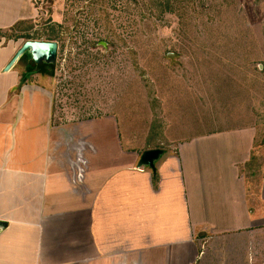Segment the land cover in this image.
<instances>
[{"label":"crops","instance_id":"obj_1","mask_svg":"<svg viewBox=\"0 0 264 264\" xmlns=\"http://www.w3.org/2000/svg\"><path fill=\"white\" fill-rule=\"evenodd\" d=\"M23 1L0 0V29L24 17ZM3 39L0 264H116L126 253L146 264H264V177L249 184L254 126L198 134L185 142L189 157L163 149L156 172L140 169L141 155L116 144L113 117L61 126L50 89L5 70L19 48ZM222 162L228 176L211 191L207 175Z\"/></svg>","mask_w":264,"mask_h":264},{"label":"rangeland","instance_id":"obj_2","mask_svg":"<svg viewBox=\"0 0 264 264\" xmlns=\"http://www.w3.org/2000/svg\"><path fill=\"white\" fill-rule=\"evenodd\" d=\"M109 1L116 38L89 0H24L26 5L15 9L24 15L17 21H34L21 34L49 31L58 42L53 76L33 77L53 94L56 121L62 126L113 117L116 144L119 140L123 150L140 155L161 137L151 132L158 127L164 133L162 149L186 157L185 142L193 136L254 126L249 165L258 174L249 184L260 182L259 188L264 177V0ZM24 42L12 39L5 45L16 51ZM169 53H175L173 59ZM12 78L21 84V75ZM226 165L207 175L211 191L222 190ZM130 256L126 253L128 259L116 264H146Z\"/></svg>","mask_w":264,"mask_h":264},{"label":"trees","instance_id":"obj_3","mask_svg":"<svg viewBox=\"0 0 264 264\" xmlns=\"http://www.w3.org/2000/svg\"><path fill=\"white\" fill-rule=\"evenodd\" d=\"M94 9L98 10V12L100 13V17L102 19V23L103 26H105V28L109 31L112 32L113 36L116 38L118 36V33L114 27V23L112 21L111 18V13L109 11V7H110V1L109 0H89ZM34 25V21L33 20H20L17 21L12 27L11 29H5V30H0V41L2 40V38H5V41L8 42L12 39H20L23 38L25 39V41L28 40H45V41H55V38L52 36V34L48 31L45 32L44 35L47 36V38H42L41 35H43L42 33H38L37 35H30L27 34L25 35L24 33L21 34V31L24 29H32ZM20 31V32H19ZM132 57L134 58V60H136V64L135 67L138 68L139 64L137 62V56H136V51L132 50L131 52ZM16 66H19L22 70H21V83H27L28 82V75L31 76L32 78L34 76H36V74H44L46 76H53L54 74V68H55V63H35L30 54L26 53L24 54L19 62L16 64ZM142 73H144V71H142ZM143 81H145L147 84H150V86L153 87V85L151 84V81L147 78H143ZM150 88V92L148 93V97L149 100L151 101V87ZM154 102H156V99L154 100ZM54 104L55 101H53V108H52V112H53V116H55V108H54ZM160 128L156 127L153 128L151 130V132L157 133L161 135V137H158L154 140H151V148H163L164 144V133L160 132Z\"/></svg>","mask_w":264,"mask_h":264},{"label":"water","instance_id":"obj_4","mask_svg":"<svg viewBox=\"0 0 264 264\" xmlns=\"http://www.w3.org/2000/svg\"><path fill=\"white\" fill-rule=\"evenodd\" d=\"M58 42L45 41V40H28L25 41L22 46L16 51L10 62L5 67L6 71L11 70L20 60V58L28 53L35 63H55L58 56ZM175 53H169V56L173 59ZM164 150L161 148H153L146 150L142 153L138 168H150L156 172L157 162L164 154ZM2 225H5L3 223Z\"/></svg>","mask_w":264,"mask_h":264}]
</instances>
